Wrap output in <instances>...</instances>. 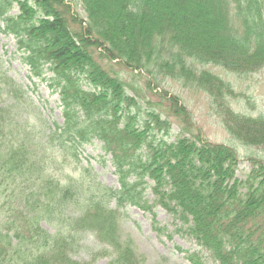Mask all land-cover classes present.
Segmentation results:
<instances>
[{
    "label": "trees",
    "instance_id": "16d2710c",
    "mask_svg": "<svg viewBox=\"0 0 264 264\" xmlns=\"http://www.w3.org/2000/svg\"><path fill=\"white\" fill-rule=\"evenodd\" d=\"M0 35L16 40L31 81L51 73L63 122L28 114L34 103L0 68V264H90L73 257L83 234L110 249L109 264H145L118 210L151 211L147 180L154 206L216 264H264V164L237 180L236 151L203 140L180 98L163 90L139 117L125 82L102 64L148 73L154 89L158 76L193 85L235 141L264 147V117L234 113L230 84L198 69L242 78L264 67V0H0ZM93 141L118 190L55 169L59 158L78 164L77 148ZM186 259L206 264L198 253Z\"/></svg>",
    "mask_w": 264,
    "mask_h": 264
},
{
    "label": "rangeland",
    "instance_id": "374dc122",
    "mask_svg": "<svg viewBox=\"0 0 264 264\" xmlns=\"http://www.w3.org/2000/svg\"><path fill=\"white\" fill-rule=\"evenodd\" d=\"M75 9L85 20L83 8L77 6ZM17 13L18 10L14 7L11 15ZM102 64L107 70L117 73L125 82L127 94L139 103V111L132 109L139 117H142L146 110L156 108L159 101L157 94L163 90L180 98L183 105L192 113L194 125L203 140L212 144H223L236 151L239 159L235 172L237 180H245L253 165L258 162L264 164V147H247L235 141L214 114L211 100L203 91L183 81L159 76L157 81L159 87L154 89L155 77L147 75L148 73L141 71V74H130L116 64L106 62ZM0 68L21 88L25 97L34 103L35 108L27 107L28 114L49 126L62 125L58 92L47 81L51 73H46L45 81H31L29 70L21 63L17 43L12 36L0 35ZM198 69L211 72L230 84L235 97L229 100V106L234 113L252 118L264 117V67L242 78L213 65L198 66ZM148 81H152L153 91L147 89ZM178 135L179 128L173 125L169 143L174 142ZM76 154L78 164L69 157L65 160L59 158V166L55 169L75 178L82 175V178L91 184L113 190L119 189L110 157L104 155L98 141L78 147ZM146 182L145 201L151 207V211H143L128 205L118 210L121 234L124 238L131 239L136 252L144 257L145 264H190L186 259V252L198 253L206 264H216L191 241L178 221L163 208L154 206L155 198L151 191L153 184L148 180ZM109 208L116 209L115 203L111 202ZM79 244V249L73 256L78 262L109 264L112 260L110 249L100 245L90 234L81 235Z\"/></svg>",
    "mask_w": 264,
    "mask_h": 264
}]
</instances>
